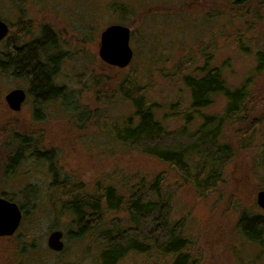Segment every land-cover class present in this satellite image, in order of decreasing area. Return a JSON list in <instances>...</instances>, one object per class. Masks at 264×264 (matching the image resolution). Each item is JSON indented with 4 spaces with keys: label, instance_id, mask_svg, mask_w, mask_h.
I'll use <instances>...</instances> for the list:
<instances>
[{
    "label": "rangeland",
    "instance_id": "1",
    "mask_svg": "<svg viewBox=\"0 0 264 264\" xmlns=\"http://www.w3.org/2000/svg\"><path fill=\"white\" fill-rule=\"evenodd\" d=\"M226 1L0 0V18L8 24V34H17L19 21L28 22L30 36L18 39V45L28 43L40 29L53 35L52 50L59 44L63 54L55 82L63 86L67 96L42 104L37 120L28 83L11 73H0V195L5 192L15 203L23 202L25 208L17 230L0 237V264L31 263L26 257L23 261L17 257L20 234H28L29 240L34 241L38 251L31 259L35 264H98L102 243L90 235L95 232L80 239L70 238L91 222L90 217L86 222L84 218L77 219L56 203L60 191L50 190L51 175L43 160L26 158L11 173L4 172L5 158L16 148V143L11 142L12 129L50 150L60 175L82 185L80 194L95 191L97 183L113 184L127 194L133 183H149L158 173L164 174L161 190L170 207L166 223L181 228L190 241L196 264H264V244L245 238L238 226L241 213L264 219V211L256 202L257 193L264 190V72L255 71V53L264 50V7L257 13L253 9L239 15ZM119 22L131 31L133 56L124 68L110 66L98 56L101 31ZM8 34L0 40V53L5 50ZM239 41L247 44L248 51L240 48ZM205 62L221 69L231 89L248 83L251 108L257 109L262 122L244 149L239 147L234 133L236 126L225 125L219 142H228L235 148L224 168L226 182L210 195L199 196L180 182L168 165L117 140L114 125L120 128L132 112L117 91V85L129 79L143 88L156 108V117L169 132L181 129V113L190 103L182 77L198 72ZM15 88L26 92L18 111L10 110L4 100ZM225 104V98L216 95L202 113L222 114ZM200 122L196 118L188 130L196 129ZM177 139L166 143L174 145L173 141H178L180 145L182 140ZM26 186L36 187L38 195L23 200ZM100 213L99 217L94 216L101 222V231L113 232L119 227L121 232L134 235L125 213ZM157 221L160 224L156 228H163L160 217ZM147 224L142 231L151 229L147 233L149 240L164 238L163 233L153 231L150 218ZM53 230L63 233V252L47 246L48 234ZM154 263L169 264V256L149 259L129 253L118 262Z\"/></svg>",
    "mask_w": 264,
    "mask_h": 264
},
{
    "label": "trees",
    "instance_id": "2",
    "mask_svg": "<svg viewBox=\"0 0 264 264\" xmlns=\"http://www.w3.org/2000/svg\"><path fill=\"white\" fill-rule=\"evenodd\" d=\"M226 4L233 12L242 15L251 13L253 9L256 13L259 12V8L264 7V0H227ZM27 24L28 22L19 21L17 34L13 37L12 33L8 34L5 50L0 53V73H11L28 83V92L33 99V112L38 120L42 104L52 99L67 97L63 86H58L55 82L63 54L59 50V44L57 49L52 50L51 46H55L54 37L45 29H40L28 43L18 45V39L23 38L24 35L30 36L31 31ZM119 24L125 25L123 22ZM239 46L242 50L248 51L247 44L239 41ZM204 56L208 60L209 57ZM255 59V71L264 72V50H257ZM182 80L189 90L190 103L181 113L183 127L174 132H169L163 122L156 117V108L147 99L141 86L135 85L129 79L117 85L118 93L129 103L132 112L123 120L120 128L114 125L115 136L124 145L134 146L140 152L168 165L176 173L179 181L189 185L197 195L208 196L219 185L225 184L224 168L235 154L232 144L219 142L223 138L225 125L236 126L234 133L239 147L244 149L250 144L251 136L253 137L262 121L257 115V109L251 108L253 99H250L252 93L248 83L233 89L229 88L218 66H210L205 62L198 72L183 75ZM216 95L225 98L223 113L203 114L202 110L212 105ZM196 118L201 120L199 126L189 131L187 126ZM9 132L12 134L11 142L16 143V148L5 158L4 172L11 173L26 158L43 160L47 163L52 180L50 190L60 191V198L58 197L56 203L63 210L70 211L77 219L84 218L86 222V218L90 217L91 222L88 225L85 223L84 227L82 225L79 229L80 233H74L70 238L80 239L88 232H95L90 235L97 236L102 242L97 258L98 264H118L129 253L143 254L149 259L169 256V264H196L189 249L190 241L182 234L181 228L178 225L169 227L171 225L166 223L170 207L169 200L161 190L164 174L158 173L149 183L143 181L133 183L127 194H122L113 184L101 186L100 183H97L95 191L80 194L82 185L78 181L60 175L50 150L42 149L37 140L31 136L20 135L15 129ZM177 138L182 140L180 145L178 141H173L174 145L166 143L167 140L172 141ZM262 156L264 157V152ZM23 189V200L34 198L39 192L33 186H26ZM0 196L14 201L5 192ZM44 200L46 199L43 198L42 201ZM17 204L21 209V218H24V203L18 201ZM103 210L125 213L127 223L134 230V235L121 232L119 227L113 232L101 231L98 227L101 222L96 216L99 217ZM159 217L165 228H156L160 224L157 221ZM148 218L150 223H154L153 231L158 230L159 233H163V239L153 241L147 238V233H150L151 229L146 228L144 233L142 227L148 225ZM238 226L245 238L264 244V219L241 213ZM140 233L142 235L139 236ZM16 246L18 259L21 258L23 261L26 257L25 259L31 260V263L27 264H35L31 258L37 256L38 250L34 247V241L29 240L28 234H20Z\"/></svg>",
    "mask_w": 264,
    "mask_h": 264
},
{
    "label": "water",
    "instance_id": "3",
    "mask_svg": "<svg viewBox=\"0 0 264 264\" xmlns=\"http://www.w3.org/2000/svg\"><path fill=\"white\" fill-rule=\"evenodd\" d=\"M8 25L0 18V40L8 33ZM130 28L119 24H110L100 33L98 49L99 58L106 64L118 68L127 66L133 56L130 47ZM26 98V92L22 88L11 89L5 96V103L12 111H18ZM258 206L264 211V190L256 195ZM21 209L14 201L0 196V237L12 235L21 222ZM63 233L53 230L48 234L46 243L49 249L59 252L63 249Z\"/></svg>",
    "mask_w": 264,
    "mask_h": 264
},
{
    "label": "flooded vegetation",
    "instance_id": "4",
    "mask_svg": "<svg viewBox=\"0 0 264 264\" xmlns=\"http://www.w3.org/2000/svg\"><path fill=\"white\" fill-rule=\"evenodd\" d=\"M8 34V33H7Z\"/></svg>",
    "mask_w": 264,
    "mask_h": 264
}]
</instances>
